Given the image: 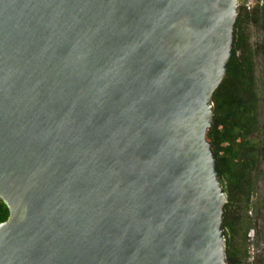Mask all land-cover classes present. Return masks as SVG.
I'll use <instances>...</instances> for the list:
<instances>
[{"label":"water","instance_id":"obj_1","mask_svg":"<svg viewBox=\"0 0 264 264\" xmlns=\"http://www.w3.org/2000/svg\"><path fill=\"white\" fill-rule=\"evenodd\" d=\"M240 0H0V264H227L208 134Z\"/></svg>","mask_w":264,"mask_h":264},{"label":"trees","instance_id":"obj_2","mask_svg":"<svg viewBox=\"0 0 264 264\" xmlns=\"http://www.w3.org/2000/svg\"><path fill=\"white\" fill-rule=\"evenodd\" d=\"M261 66V68H260ZM264 70V4L252 10L239 8L233 54L223 82L213 95L214 125L208 138L217 155L221 182L228 193L223 230L227 244V264H248V233L257 227L262 207L254 195L264 175L263 89L259 72ZM9 217L0 199V223ZM262 231L257 229V246ZM264 235V232H263ZM257 264H264V245Z\"/></svg>","mask_w":264,"mask_h":264},{"label":"rangeland","instance_id":"obj_3","mask_svg":"<svg viewBox=\"0 0 264 264\" xmlns=\"http://www.w3.org/2000/svg\"><path fill=\"white\" fill-rule=\"evenodd\" d=\"M261 68V66H260ZM259 83L261 85L264 86V70L261 72H259ZM264 91V89H263ZM263 97H264V93H263ZM263 108H264V102H263ZM263 123H262V126L264 127V111H263ZM264 168V167H263ZM254 198H255V201L257 202V205L261 206L262 207V213L264 214V175H262V177H260V179L258 180V183H257V189H256V193L254 195ZM250 216L252 217H257V227H253L251 229H254L255 230V240H254V243L256 244V258L258 257V254L261 253L262 251V247L264 245V235H263V232H264V226H263V220L260 218V215L258 213H255V211H251ZM260 219V220H259ZM260 222V228L258 227V223ZM257 229H260L262 231V238L260 239V244L262 247H260L258 249V246H257ZM249 237V236H248ZM251 242H249V245H250ZM249 248V246H248ZM257 260L256 259V264H257ZM247 262H248V259H247Z\"/></svg>","mask_w":264,"mask_h":264},{"label":"built area","instance_id":"obj_4","mask_svg":"<svg viewBox=\"0 0 264 264\" xmlns=\"http://www.w3.org/2000/svg\"><path fill=\"white\" fill-rule=\"evenodd\" d=\"M264 4V0H240V6H243L247 10H252L257 5ZM250 239V245L248 248V264H256V244L255 240V230L251 229L248 233Z\"/></svg>","mask_w":264,"mask_h":264},{"label":"flooded vegetation","instance_id":"obj_5","mask_svg":"<svg viewBox=\"0 0 264 264\" xmlns=\"http://www.w3.org/2000/svg\"><path fill=\"white\" fill-rule=\"evenodd\" d=\"M260 218H261V217H260ZM261 219H262V218H261ZM259 220H260V219H259ZM259 225H260V222L258 223V227L260 228V226H259ZM263 226H264V222H263ZM259 230H260V229H259Z\"/></svg>","mask_w":264,"mask_h":264}]
</instances>
